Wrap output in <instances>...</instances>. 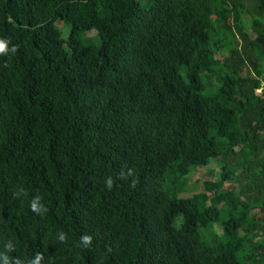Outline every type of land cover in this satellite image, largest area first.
Segmentation results:
<instances>
[{
	"label": "trees",
	"instance_id": "trees-1",
	"mask_svg": "<svg viewBox=\"0 0 264 264\" xmlns=\"http://www.w3.org/2000/svg\"><path fill=\"white\" fill-rule=\"evenodd\" d=\"M263 19L264 0H0V251L264 264ZM237 168L249 183L219 191Z\"/></svg>",
	"mask_w": 264,
	"mask_h": 264
},
{
	"label": "clouds",
	"instance_id": "clouds-1",
	"mask_svg": "<svg viewBox=\"0 0 264 264\" xmlns=\"http://www.w3.org/2000/svg\"><path fill=\"white\" fill-rule=\"evenodd\" d=\"M16 46L11 44V38L0 37V55H7L9 53H15ZM123 174V171L120 175ZM128 174L131 175V169H129ZM114 179L112 176H108L105 179V186L108 190L113 187ZM135 187L133 183L131 185ZM14 199H18L27 195V191L23 186H18L11 193ZM30 209L37 215H44L48 212L46 204L43 202V197L40 194H34L29 202ZM67 233L60 231L57 234V239L60 242H65L67 240ZM92 237L88 234H83L80 237L78 246L88 247L91 244ZM15 250V244L12 241H8L4 244V250L0 251V264H42L45 257L41 252H36L34 256L26 260H22L19 257L9 255L10 252Z\"/></svg>",
	"mask_w": 264,
	"mask_h": 264
},
{
	"label": "rangeland",
	"instance_id": "rangeland-1",
	"mask_svg": "<svg viewBox=\"0 0 264 264\" xmlns=\"http://www.w3.org/2000/svg\"><path fill=\"white\" fill-rule=\"evenodd\" d=\"M247 14L244 15L245 19H248ZM264 20V19H263ZM58 26H62V22H57ZM249 31L252 32L251 28H249ZM95 32L92 31L90 32V34L88 35V37H92L94 36ZM258 94L262 93V89L259 88L257 91ZM236 164L235 162H231V168H235ZM219 172V165L217 164L216 161H211L209 162L208 166L206 167H200L197 168L195 170H193L191 172V174L189 175V183L193 186L194 191L198 190L199 187H201V182L206 181V180H214V178L216 177L217 173ZM197 180H200V184ZM249 179L246 178L241 172L240 169H234V174L233 177H231L229 180H227L224 183V186L219 190V191H227V190H234L236 192H240V187L249 183ZM196 188H194V186H196ZM193 192V191H191ZM247 193V192H246ZM250 202L252 201V198L249 200ZM215 229L218 230V224L215 225Z\"/></svg>",
	"mask_w": 264,
	"mask_h": 264
},
{
	"label": "built area",
	"instance_id": "built-area-1",
	"mask_svg": "<svg viewBox=\"0 0 264 264\" xmlns=\"http://www.w3.org/2000/svg\"><path fill=\"white\" fill-rule=\"evenodd\" d=\"M258 89H256V91H257ZM257 93V92H256ZM258 94V93H257Z\"/></svg>",
	"mask_w": 264,
	"mask_h": 264
}]
</instances>
